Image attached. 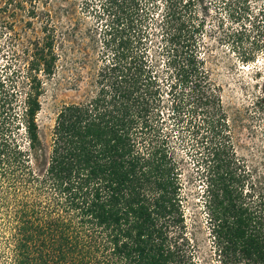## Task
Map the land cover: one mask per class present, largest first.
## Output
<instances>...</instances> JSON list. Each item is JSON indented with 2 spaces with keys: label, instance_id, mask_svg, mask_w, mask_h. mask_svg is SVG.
Returning a JSON list of instances; mask_svg holds the SVG:
<instances>
[{
  "label": "trees",
  "instance_id": "1",
  "mask_svg": "<svg viewBox=\"0 0 264 264\" xmlns=\"http://www.w3.org/2000/svg\"><path fill=\"white\" fill-rule=\"evenodd\" d=\"M197 2L82 0L95 70L84 98L58 109L47 149L42 76L78 25L58 31L44 11L21 81L0 76V264H203L186 157L203 186L204 264H264V197L205 66Z\"/></svg>",
  "mask_w": 264,
  "mask_h": 264
},
{
  "label": "rangeland",
  "instance_id": "2",
  "mask_svg": "<svg viewBox=\"0 0 264 264\" xmlns=\"http://www.w3.org/2000/svg\"><path fill=\"white\" fill-rule=\"evenodd\" d=\"M81 1L0 0V76L4 80L13 70L16 81L25 75V58L41 36L45 10L55 17L58 31L78 25L74 35L65 37L63 49L59 46L54 74L42 76L44 94L37 121L46 149L58 109L84 98L95 70L97 47L87 30L93 20L78 13ZM196 5L197 19L204 26L205 66L227 113L236 155L247 164L264 197V0H198ZM182 182L186 222L204 264L208 257L211 261V247L203 186L188 157Z\"/></svg>",
  "mask_w": 264,
  "mask_h": 264
}]
</instances>
